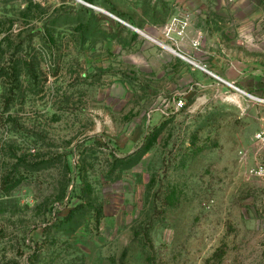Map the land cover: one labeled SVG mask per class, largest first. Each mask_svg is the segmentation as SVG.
I'll list each match as a JSON object with an SVG mask.
<instances>
[{"label":"rangeland","instance_id":"obj_1","mask_svg":"<svg viewBox=\"0 0 264 264\" xmlns=\"http://www.w3.org/2000/svg\"><path fill=\"white\" fill-rule=\"evenodd\" d=\"M82 1L0 0V264H264V0Z\"/></svg>","mask_w":264,"mask_h":264},{"label":"trees","instance_id":"obj_2","mask_svg":"<svg viewBox=\"0 0 264 264\" xmlns=\"http://www.w3.org/2000/svg\"><path fill=\"white\" fill-rule=\"evenodd\" d=\"M90 2V0H85ZM16 66H14L13 68H10L9 70L7 69H2L0 72V77L3 76L4 78H8V82H7V86H5V90L6 92H9L11 94H15L16 92L21 90V86H22V80L23 78H25L27 80L30 81L32 79L37 80L38 79V70L35 66V60H33L32 58L30 59L29 57H25V56H21L18 57V59L16 61H14V63ZM11 104H12V100L9 99L8 102L6 103V108L9 110L11 108ZM67 168L69 169V166L67 165ZM19 182V181H18ZM68 182L66 183V187L64 188V194L62 196V198H66L67 193H68V188H69V184ZM85 202V199H82ZM86 209V205L85 204H81L79 206H77L76 208H74L69 215L65 218L64 222L65 224L67 223V225L69 224L70 226V230L69 232L74 233L77 231L78 228H80L83 224L82 221H78L77 219H79V217H76L77 214L82 213L85 211Z\"/></svg>","mask_w":264,"mask_h":264},{"label":"built area","instance_id":"obj_3","mask_svg":"<svg viewBox=\"0 0 264 264\" xmlns=\"http://www.w3.org/2000/svg\"><path fill=\"white\" fill-rule=\"evenodd\" d=\"M254 100L264 108V98H254ZM261 122L262 127L254 135L250 149L243 153L242 160L246 166H250L251 177L264 185V116Z\"/></svg>","mask_w":264,"mask_h":264},{"label":"bare ground","instance_id":"obj_4","mask_svg":"<svg viewBox=\"0 0 264 264\" xmlns=\"http://www.w3.org/2000/svg\"><path fill=\"white\" fill-rule=\"evenodd\" d=\"M79 2H82L83 3V1L82 0H78ZM85 4V3H84ZM97 10H99V11H101V12H104V13H106V14H108L107 12H105L104 10H102V9H97ZM145 35V34H144ZM146 36V35H145ZM201 68V67H200ZM202 70H203V68H201ZM226 84H228V85H230V86H232L231 84H229V83H226Z\"/></svg>","mask_w":264,"mask_h":264},{"label":"water","instance_id":"obj_5","mask_svg":"<svg viewBox=\"0 0 264 264\" xmlns=\"http://www.w3.org/2000/svg\"><path fill=\"white\" fill-rule=\"evenodd\" d=\"M83 3H85L84 1H83ZM86 5H88V6H90V7H92L91 5H89V4H87V3H85ZM97 9V8H96ZM172 51V50H171ZM174 52V51H173ZM175 54H176V52H174ZM204 71H206L205 69H203ZM207 72V71H206ZM209 73V72H208Z\"/></svg>","mask_w":264,"mask_h":264}]
</instances>
